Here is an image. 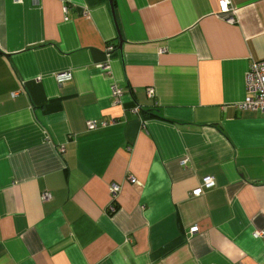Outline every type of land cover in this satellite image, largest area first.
<instances>
[{
  "label": "crops",
  "instance_id": "1",
  "mask_svg": "<svg viewBox=\"0 0 264 264\" xmlns=\"http://www.w3.org/2000/svg\"><path fill=\"white\" fill-rule=\"evenodd\" d=\"M219 1L0 0V264H264V0Z\"/></svg>",
  "mask_w": 264,
  "mask_h": 264
},
{
  "label": "built area",
  "instance_id": "2",
  "mask_svg": "<svg viewBox=\"0 0 264 264\" xmlns=\"http://www.w3.org/2000/svg\"><path fill=\"white\" fill-rule=\"evenodd\" d=\"M20 1V0H15ZM220 11L222 14L226 15V20L229 22H233V10L232 7L228 5V0H220L219 1ZM72 78L71 70H63L58 71L54 74V79L56 83L61 84L63 82L69 81ZM244 89L245 96L244 99L239 104L240 108L250 109V110H260L264 112V58L254 60L249 68L247 69L244 75ZM111 91L113 94L119 93V88L115 85L111 86ZM16 93H12L14 96ZM86 125L88 128H95L98 125V122L95 120H87ZM203 186L198 187L192 191L193 195H199L202 193L203 187L210 188L213 186V179L210 176H206L203 179ZM119 190V185L117 183H112L110 185V193L114 198ZM43 197L46 198L49 196L47 192H44ZM190 232L195 233L198 231V227L196 225L190 227ZM254 236L259 237L262 236V231H254ZM264 258V253H263Z\"/></svg>",
  "mask_w": 264,
  "mask_h": 264
},
{
  "label": "water",
  "instance_id": "3",
  "mask_svg": "<svg viewBox=\"0 0 264 264\" xmlns=\"http://www.w3.org/2000/svg\"><path fill=\"white\" fill-rule=\"evenodd\" d=\"M108 3H109V6H110L111 11L113 12L112 0H108ZM118 37H119V44H120L121 39H120V36L119 35H118ZM119 47H120V45H119Z\"/></svg>",
  "mask_w": 264,
  "mask_h": 264
}]
</instances>
